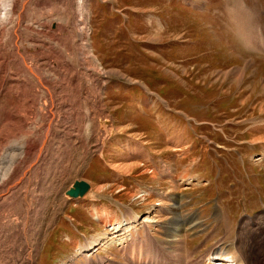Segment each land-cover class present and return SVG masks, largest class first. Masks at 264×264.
<instances>
[{
	"label": "rangeland",
	"instance_id": "1",
	"mask_svg": "<svg viewBox=\"0 0 264 264\" xmlns=\"http://www.w3.org/2000/svg\"><path fill=\"white\" fill-rule=\"evenodd\" d=\"M242 3L253 12L239 10L238 16L246 17L231 22L230 9ZM16 29L20 55L51 89L54 117L48 93L17 52ZM155 102L187 115L191 141L201 143H191L190 159L181 160L191 167V183L183 187L184 200L175 195L166 201L169 216L154 211V192L160 190L161 199V191L174 190L167 182L137 196L102 186L118 172L102 157L110 134L125 139L132 133L141 143L160 145L151 136L156 121L142 115L154 111ZM29 107L26 126L7 124L11 113L25 114ZM261 123L264 0H13L9 20L0 24V175L17 160L27 138L44 145L39 158L33 149L14 174L28 168V177L1 194L0 264H14L18 256L24 264L25 254L18 251L25 246L18 235L24 223L38 245L34 264H90L91 252L81 253L78 246L106 232L91 219L104 209L117 212L116 218L136 209L147 221L108 230L110 247L93 252L91 264H133L131 258L140 257L157 264H199L217 245L233 258L239 252L244 264H264V220L250 223L244 217L264 205V132H255ZM253 125L255 136L248 132ZM178 154L179 147L169 159L174 170L180 167ZM113 156L107 153V159ZM137 166L116 167L131 173ZM140 172L133 174L151 181ZM174 174L180 178L178 194L181 174ZM77 179L93 185L89 197L96 204L89 214L66 195ZM177 201H186V208L177 209ZM184 221L199 222L182 231Z\"/></svg>",
	"mask_w": 264,
	"mask_h": 264
},
{
	"label": "crops",
	"instance_id": "2",
	"mask_svg": "<svg viewBox=\"0 0 264 264\" xmlns=\"http://www.w3.org/2000/svg\"><path fill=\"white\" fill-rule=\"evenodd\" d=\"M157 118H159L158 124L162 125L164 130L163 134H160V136L174 137L178 134L182 136V154H178L177 158L179 164L182 163L181 160H184L185 157L190 159V129L187 128L186 125H184V116L180 115V118L177 119L179 127L178 130H174L173 133L168 131L166 128L167 125L172 122V120H166L162 114L157 115ZM147 119L150 120L151 117H147ZM180 124H182V127ZM175 132H178V134H176ZM140 139V137L132 133L129 135L126 134L125 139L120 138L118 133L110 134L108 138L104 139L102 146V157L104 160H106V162L109 160V162L107 163L110 168L116 169L118 172H116L113 178L111 177L112 181L110 180L103 182V190H105L108 185H112L126 190L128 194L134 193L131 194L132 196H134L138 191V188H136L137 186L141 187V185L145 183H149L150 185H152L159 182H167L164 174L172 168V164L169 163V159L173 157V152H170L169 154V151L170 149H173V147L167 145V138H164L163 142L159 140L160 145H157L155 147L148 146L145 143H140ZM107 153H111L116 159H107ZM167 153L168 156H166ZM127 163L138 164V166L133 169L131 173H126L120 168L116 167L118 165ZM138 170L141 171V174H149L151 181H145L143 177H140L137 174H133L134 171ZM89 199L92 201V199L94 200V197L91 196ZM90 205L92 204L79 203V206L84 208Z\"/></svg>",
	"mask_w": 264,
	"mask_h": 264
},
{
	"label": "bare ground",
	"instance_id": "3",
	"mask_svg": "<svg viewBox=\"0 0 264 264\" xmlns=\"http://www.w3.org/2000/svg\"><path fill=\"white\" fill-rule=\"evenodd\" d=\"M18 23V22H17ZM16 24V23H15ZM18 26H19V23H18ZM14 31V30H13ZM16 31V48H17V52L19 53V55H20V51L19 50H21V49H19L20 47L19 46H17V42H18V39H19V34L17 33V29L15 30ZM14 34H15V32H14ZM14 44H15V41H14ZM36 49V48H35ZM34 49V50H35ZM29 51V50H28ZM17 54V53H16ZM21 57H22V55H20ZM22 59H23V64H24V66L29 70V72H31L36 78H37V81H38V83L39 84H41V86L42 87H44L45 88V90H46V92L48 93V100L50 101V104H49V109H50V115H51V117H54V113H53V111H52V109H53V107H54V101H53V96H52V92H51V89H50V87L46 84V82H45V80H43L37 73L38 72H36V70H34V68H33V64L32 65H29L27 62H26V60L24 59V57H22ZM21 63V62H20ZM32 62H30V64H31ZM36 66V65H35ZM39 69V68H38ZM22 80V79H21ZM10 88V87H9ZM16 98V97H15ZM12 100V99H11ZM14 102H16V101H14ZM25 104V103H24ZM35 104V103H34ZM18 105H21V103L18 101ZM33 106V105H32ZM17 107V106H16ZM19 107V106H18ZM34 107V106H33ZM30 108H32V107H29V111L27 112V113H25V114H17V115H13L12 113V115L10 114V117H8L7 118V124H9V125H11V126H13L14 128H16V129H21L20 127H22V125H24L25 124V122L27 121V119H28V115H29V112L30 111H32V110H30ZM38 110V109H37ZM36 110V112L39 114V115H42L43 114V112H41V111H37ZM13 111V110H12ZM15 111V110H14ZM34 112V111H33ZM35 112V113H36ZM35 113H31V114H35ZM30 114V115H31ZM38 114H36V115H38ZM27 115V116H26ZM41 117V116H40ZM41 119V118H40ZM40 121V120H39ZM51 121H52V118H50V120H49V122H48V126H50L51 125ZM38 123V122H37ZM39 124V123H38ZM37 124V127L39 126ZM25 126H26V124H25ZM51 127V126H50ZM48 128V127H47ZM46 128V129H47ZM7 129V128H6ZM22 129H24V128H22ZM4 130V129H3ZM8 130V129H7ZM25 130V129H24ZM24 130H22L23 132H25ZM13 131H16L15 129L13 130ZM22 132V133H23ZM1 133V132H0ZM3 133V132H2ZM8 134L5 136V137H8L9 138V136H10V133L9 132H7ZM2 135V134H1ZM3 135H4V133H3ZM2 135V136H3ZM16 136V135H15ZM19 136V135H18ZM24 136V135H23ZM1 137V136H0ZM11 137V136H10ZM17 137V136H16ZM2 138H4V136L2 137ZM17 138H19V137H17ZM2 140V139H1ZM5 140V139H4ZM7 141L6 142H8V139H6ZM34 139H29V138H27L23 143H21L20 144V154H19V156H18V158H17V160H15V161H13L12 163H11V165L8 167V168H6L7 170H6V172H4L2 175H0V177H7V179H5V180H3L2 182H0V197H1V194L3 193V191H4V189H6V187L9 185V184H17V183H19L24 177H26L27 176V174L29 173V169L27 168V169H25V171H23L22 172V174L21 175H18V177L16 176V175H14L17 171H18V169L20 168V164L21 163H23L30 155H32L31 153H32V151H33V149L35 150V149H37V153H36V155H35V157H36V159L37 158H39L40 157V155H41V151H42V147H43V145H44V140L42 141V143L38 146V145H36L35 144V142L33 141ZM1 143L3 142V140L2 141H0ZM5 141H4V143H6ZM0 143V144H1ZM5 148H6V146H5ZM19 149V148H18ZM1 150V149H0ZM13 150V149H12ZM5 153V152H4ZM12 153V152H11ZM16 152H14V154H15ZM6 155V154H5ZM8 155H10V154H8ZM1 159H3V158H1ZM6 159V158H5ZM4 159V160H5ZM12 159V158H11ZM16 159V158H15ZM26 162H24V164H25ZM4 165V164H3ZM128 167V166H127ZM129 167H131L130 165H129ZM5 169V168H4ZM130 169V168H129ZM2 171V170H1ZM21 173V172H20ZM28 177V176H27ZM26 177V178H27ZM92 189H93V185H92ZM10 190V189H9ZM26 190H27V187H26ZM7 191V190H6ZM28 205H30L29 203H28ZM29 209V208H28ZM27 216V215H26ZM27 226H28V223H24V226H23V229H22V231L20 232V233H18V235L23 239V241H24V244H25V246H23L22 247V249H23V251L21 250V249H19L18 251H20L23 255L25 254V260L23 261V263L24 264H34L35 263V254H36V252H37V246L36 247H34V245L32 244V242L30 241V238H29V236H28V234H27ZM115 226H113V228H114ZM17 229V228H16ZM30 231V230H29ZM20 238V239H21ZM35 238V237H34ZM179 242H181V241H179ZM23 244V245H24ZM11 246V245H10ZM25 247V248H24ZM19 248V247H18ZM88 248H90V246L88 247ZM240 250V249H239ZM212 251V250H211ZM216 251H219V250H216ZM14 252V251H13ZM17 252V251H16ZM19 252V253H20ZM24 252V253H23ZM15 253V252H14ZM210 253V252H209ZM208 253V254H209ZM241 253V252H240ZM12 254V253H11ZM14 255V254H13ZM18 255H20V254H18ZM218 255H220V258L221 259H216V258H212L211 259V256L208 258V260L206 259V260H203V261H199L201 264H210V263H208V262H212L213 260L215 261V260H222V261H229V258H230V256L229 255H227L225 252H223V251H221ZM241 255V254H240ZM21 256V255H20ZM19 257V256H18ZM17 257V261L18 262H20V260H19V258ZM232 257V256H231ZM243 257V256H242ZM14 258V257H13ZM15 258H16V256H15ZM14 258V259H15ZM23 258V259H24ZM7 259V258H6ZM13 259V260H14ZM2 260V259H1ZM0 260V263L2 262ZM130 260V259H129ZM15 261V260H14ZM13 261V262H14ZM17 261H15V263L17 262ZM131 261V260H130ZM129 261V262H130ZM208 261V262H207ZM9 262V261H8ZM8 262H4V264L5 263H7L8 264ZM17 262V263H18ZM131 262H133L134 264H156V263H154L153 261H148V259H145V260H141L140 258H133L132 259V261ZM198 262V263H199ZM245 262V261H244ZM10 263V262H9ZM14 263V264H15ZM199 263V264H200ZM228 263V262H227ZM12 264V263H11ZM19 264V263H18ZM20 264H22V262L20 263ZM159 264V263H158ZM190 264V263H189ZM196 264V263H195Z\"/></svg>",
	"mask_w": 264,
	"mask_h": 264
},
{
	"label": "clouds",
	"instance_id": "4",
	"mask_svg": "<svg viewBox=\"0 0 264 264\" xmlns=\"http://www.w3.org/2000/svg\"><path fill=\"white\" fill-rule=\"evenodd\" d=\"M13 0H0V24L7 22L10 18ZM7 179V177H0V182ZM231 257V254H229ZM228 264H244L242 258H240L239 252L235 254L234 258H230Z\"/></svg>",
	"mask_w": 264,
	"mask_h": 264
},
{
	"label": "water",
	"instance_id": "5",
	"mask_svg": "<svg viewBox=\"0 0 264 264\" xmlns=\"http://www.w3.org/2000/svg\"><path fill=\"white\" fill-rule=\"evenodd\" d=\"M91 184L85 180H76L66 191V195L70 198L85 197L91 190Z\"/></svg>",
	"mask_w": 264,
	"mask_h": 264
}]
</instances>
